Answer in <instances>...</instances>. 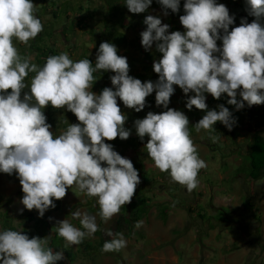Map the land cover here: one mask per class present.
<instances>
[{
  "label": "clouds",
  "instance_id": "9594fccd",
  "mask_svg": "<svg viewBox=\"0 0 264 264\" xmlns=\"http://www.w3.org/2000/svg\"><path fill=\"white\" fill-rule=\"evenodd\" d=\"M152 2L124 0V5L128 12L140 14ZM157 3L164 16L169 9L179 11L180 0ZM183 10L179 17L183 32L168 34L169 25L161 19L145 17L141 45L147 51L155 43L162 57L152 65L158 79L141 82L128 74L127 58L118 56L117 48L109 42L100 43L94 65L88 58L74 62L66 52L48 56L43 66L33 63L31 57L19 53L13 41L27 46L43 31L35 15L36 4L32 0H0V173L17 175L23 193L21 212L35 209L42 218L69 188L95 198L98 206L94 215L79 209L71 212L79 227L68 219L57 221L55 232L65 242L64 248L93 238L99 230L97 217L108 223L131 202L140 184L132 161L104 143L130 136L117 99L139 113L146 106V97L155 92L156 106L167 110L159 114L149 111L145 118L135 120L136 134L141 140L148 137L144 150L153 167L168 173L170 183L189 192L198 187V174L207 165L191 139L188 117L168 107L173 86L186 96L194 94L187 99L186 108L206 114L193 127L197 133H209L214 142L218 137L211 135L213 126L219 122L232 131L236 120L223 105L218 111L207 110L205 94L213 99L227 94V103L237 110L264 104V26L260 23L264 0H246V11L255 19L251 23L242 19L231 31L234 16L216 0H184ZM108 71L114 73L112 87L99 94L92 92L94 73ZM29 73L35 75L26 83ZM49 105L71 112L78 123L65 120L66 129L54 136L43 112ZM107 235L111 239L104 242L102 252L127 246L123 233L108 231ZM49 239H30L22 230L0 231V262L57 264L65 259L64 252L49 247Z\"/></svg>",
  "mask_w": 264,
  "mask_h": 264
},
{
  "label": "crops",
  "instance_id": "0c3cea01",
  "mask_svg": "<svg viewBox=\"0 0 264 264\" xmlns=\"http://www.w3.org/2000/svg\"><path fill=\"white\" fill-rule=\"evenodd\" d=\"M216 3L224 4L228 8L229 14L234 16V22L229 26V31L234 27L240 26L242 19H245L248 23H251L253 19H255L249 16L246 11V0H216ZM183 4L184 0H180V7L176 16H171L169 12L167 16H164L160 6H149L144 13L138 14V16L133 19L129 18L127 7L122 8L121 11L124 13L122 18L120 21L115 20L114 23L115 27L123 33L127 40L124 48L125 53L123 52L119 56L127 58L129 65L128 74L130 76L141 80V82H155L158 79V75L154 73L152 65L154 61L161 59L162 54L156 50L155 43L152 48L147 51L142 47L140 33L146 29V25L143 21L146 16L152 15L161 19L162 24L169 25L168 34L174 31L183 32L184 29L179 21V17L184 15ZM157 11H159V13H157ZM125 23L128 26L125 25ZM130 28L137 31L136 35L126 36L125 32ZM81 32H83V30ZM95 40H99L98 34ZM92 44L93 45H89L88 47H86V44L80 46L87 49V56L90 55L92 47L95 51L99 48L95 41ZM217 46L221 47L222 42L218 40ZM115 47L118 49L117 46ZM68 55L71 59V54ZM216 55H218V53ZM89 57L95 61V57ZM112 75H114V73L108 71L106 83L104 81L105 79H98L94 82L91 90L96 91L104 84L106 87L111 88L110 77ZM173 87L175 91L170 97L168 107L182 111L188 117L191 139L198 148L200 158L202 159V156L204 157L205 155L204 161L210 168L211 166L217 168L222 165L227 167L225 164L226 161L233 159L234 161H231L230 165L236 167L233 171L234 174L229 177L227 172L223 173L219 172V170L217 171L218 174L215 176L209 174L210 176H207L208 179L203 181L204 187L201 184V187L195 193L196 201L193 200V202H188V205L185 204L183 207L174 204L176 198H172V196L176 194L177 197L179 192L174 194V189L171 186L165 185L164 192L162 190V192L156 193V191L162 187V183H159L155 179L156 177L153 178V181H150L147 174H155V172H157L159 176L165 175L167 177L166 179H169V176L166 172L160 173L158 170H155L150 158L146 160L144 166L138 161L144 157V154L147 156L144 146L147 143L148 137L141 140L137 136L134 121L145 118L149 111L154 114H159L167 109L163 107L158 108V106H156L155 92L146 97V106L139 113L126 108L122 101L117 99L118 106L127 117L124 128L130 131V136L127 140H121L117 137L113 141L105 140L104 143H110L113 150L117 153H126L127 157L131 160H133V155L138 158L136 161L134 159L132 163L138 171L139 178L143 177L141 178V184L145 183V185L143 190L141 189L136 197L146 199L149 208L147 213L137 221V223L140 222L139 227L135 226L131 228L130 231L124 230L121 232L127 240V246L120 251L106 252L104 255L99 254L98 264L103 262L106 264H264V246L263 248L257 247L259 245H264V174L259 179L253 181L246 177L239 169L242 162L239 158H245L247 155V144H243L246 141L248 143L250 137L254 134H258L264 139V104L254 105L250 108L245 105L243 109L237 110L235 106L227 103V94H225L224 103L211 102L210 99L212 96L210 94H205L207 110L218 111V106L225 105L226 103V106H229V111L232 113L233 118L236 120V124L232 131H228L219 122L214 125L215 131H213L211 135L218 137L216 141L223 144L225 142L226 146L232 144L234 148H231L233 150L230 149L231 151L229 150V152L225 153L223 156L221 154L218 160V153H215L217 158L212 156L211 153H208V151H210L209 149H213L210 147L213 146V140L210 138L209 133L203 130L199 133L195 131L193 126L199 121L195 120L198 117L196 118L195 116V119H191L189 110L185 106L187 99L194 94L189 92L186 96L178 86L174 85ZM237 99H239V97H237ZM191 111L195 112L201 110H197L193 107ZM205 114L206 111H203V115ZM44 115L46 116V123L51 125L50 131L53 135L60 134L62 131L60 128L53 131L52 121H54L53 124L56 126H60L58 120L62 115L58 112L52 113L53 120L50 119L51 117L46 110L44 111ZM75 123H78V121L76 120ZM231 140H233V143H231ZM208 142H211V144ZM242 147L244 153L241 152ZM210 172H212L211 169ZM203 174H205V172ZM218 182L223 183L225 186L217 187L216 183ZM16 185L17 183H13L12 177L8 174L0 173V199H2V203H4V209L7 210V214L3 215L2 218L0 217V229L1 226H3V228H6L4 230H13L12 219H10V216H12L10 211H12L13 208V195L12 198L9 199V197L13 193V188L15 189ZM205 186L208 189L207 193L201 192ZM77 193L78 192H75L74 189L69 188L66 192V196L59 201H54L55 208L46 210L42 218L39 217L36 210L34 213L33 211H28L32 214L33 219L39 223L37 231L39 233H42L44 230L47 231V235H42V238L46 236L53 238L52 233L48 231L45 224H56L57 221L68 219L75 226L79 227V221L72 219L71 212L77 209L82 213L87 212L88 214H92L95 212L93 208L84 204V200L79 199L82 194ZM182 193L185 198H188L190 195L189 191ZM22 194L23 193L18 195L21 196ZM17 197L14 200L17 201V205L23 209V205L20 203L22 198ZM134 199L135 198H133L130 203H132ZM241 201H244L246 205L243 206ZM199 204L204 205L206 209L204 211L197 209L196 207ZM57 210H59L60 216L55 215V211ZM216 211H219L226 221L216 220L214 218ZM115 218L101 230L107 231ZM237 218L241 221L240 224L237 223ZM28 223L30 225L20 228L21 230L23 229L22 234L32 230L34 221ZM234 223H237L241 230L243 229V233L241 234L242 243L230 247L226 244L221 245V243L218 242L217 236L219 237L222 233H227L229 226ZM96 236L97 232L94 234L95 238ZM197 238L199 246L197 245ZM94 239L85 240L82 244L88 241L92 243ZM64 243L62 239L58 250L64 249ZM81 246V243L71 246L72 251L77 253V247L80 248ZM116 260L118 263L115 262ZM76 261L77 264L81 262L75 259L72 264ZM89 263L92 264V262ZM63 264H65L64 261ZM67 264L69 263L67 262Z\"/></svg>",
  "mask_w": 264,
  "mask_h": 264
},
{
  "label": "rangeland",
  "instance_id": "374dc122",
  "mask_svg": "<svg viewBox=\"0 0 264 264\" xmlns=\"http://www.w3.org/2000/svg\"><path fill=\"white\" fill-rule=\"evenodd\" d=\"M63 2H68L70 5H72V6H69V8H71V9L68 8V9L65 10L64 13L60 12V13L57 14V17H53L52 16V12L56 11L57 9H58V11L61 9V7L60 8L56 7V5L61 6ZM33 3L36 4V10L39 13L37 15L36 12H35V15L37 16V18H39L41 20L43 25L51 24V26H52L51 37L48 38V39H46V38L42 39V41L38 42L39 44H36V46H39L40 48H43V49L45 47L52 48L55 51H58L59 54L62 53V52H66L68 54H71V59L72 58L75 59V57H77V51L81 48L80 46H84L85 44L87 45L86 47H88L89 45H93L92 43L94 41L96 42L95 37H96L97 34H98L99 37L101 35V38H102V40H100L99 44L101 42H104L103 37L105 35V33H104L105 27H104V25L99 24V21L102 19V17H104V16L106 17L107 15L104 14L102 0H34ZM77 3H79L82 6V10L81 11L77 10V7H76ZM86 11L90 12L91 21L92 22L89 19L90 22L88 23L87 21H85V24L87 26L88 25L89 26H93V28L91 30L95 31V34H94L95 37H92L89 34V30H88V28H86L87 26L82 28L83 32H81L82 30H80V29H75V26H74L75 21H78V19H79V17L81 15L87 13ZM157 13H159V11H157ZM260 23H261V25L264 26V18L261 19ZM125 25H127V24L125 23ZM136 32L137 31H134L132 28H130L127 32H125V34H126V36H133V35H136ZM13 42H14L15 46L18 48L19 53L22 56L31 57V60L34 63L33 60L35 58V56H34L35 53H34V51L30 50L29 45L26 46L24 44H21L18 41H16L15 39H14ZM77 45H79V46H77ZM92 48H91V52H90L89 56L94 58L95 54H96V51L94 49H92ZM34 75H35L34 73H30L28 75V77H26L25 82L26 83H30L31 78ZM25 90H28V89L26 88ZM91 91L96 93V91H94V90H91ZM21 95L23 96V94H21ZM158 108H161V107H158ZM44 111H45V109H43V112ZM189 114H190L189 116L191 117V119H195L194 118L195 116H196V118L198 117L195 120H200L203 117V111H195V112L194 111H189ZM231 141H232L231 143H233V140H231ZM229 142H230V140H229ZM208 143L211 144V142H208ZM212 144H213V146H210V147L213 148V149H209L210 151H208V153H211V155L215 156L216 158L218 156V160H219L221 154L223 156L225 153H228L231 148H233L232 144L229 145V146H226L225 142L223 144V143H219V141L218 142L217 141H215V142L213 141ZM246 144H247V141L243 145H246ZM233 149H231V150H233ZM241 152L244 153L243 147H242ZM215 153L216 154L218 153L219 155L217 154V156H216ZM118 154L121 155L124 158L130 159L129 157H127L126 153H118ZM204 157H205V155H204ZM204 157L202 156L203 160H204ZM145 158H147V159H145ZM134 159H135V161L138 160V158L135 157V155H133V160ZM239 159H241V161H242L241 165L239 167V169L242 171V169L244 168V164H245V158L240 157ZM133 160H131V161H133ZM146 160H149V159L144 154V157H142L138 161H140V163L144 166L146 164ZM231 161H234V160L231 159V160L226 161L225 164H226L227 167H224L223 165L221 167H217V168L216 167H212V166L210 168V167L206 166L204 169L200 170V172H199L200 175H198L199 185H198V187L196 189H194V190H192L190 192V195H189L188 198H185L183 193H182V192L187 191V189L185 187L179 185V184L170 183L169 179H166L167 177L165 175L159 176L157 174V172H155V174L148 173L147 176L150 179V181H153L154 180L153 178L156 177L155 179L159 183L160 182L162 183V187H160L156 191V193H160V192H162V190L164 192L165 185L171 186L174 189V194L179 192V194H177V197H176V194H175V195L172 196V198H176L175 200L173 199L175 205L183 207L185 204L188 205V202H193V200L196 201L195 193L201 187L200 186L201 184L204 187L203 181H205V179H208L207 176H210L209 174L215 176L216 174H218L217 171L219 170V172H223V173L227 172V175L229 177L232 176L234 174L233 171L236 169V167H234L233 165H230ZM210 169L212 170V172H210ZM155 170H157V169H155ZM203 171L205 172V174H203L204 173ZM9 176L12 177L13 183H17L15 189L13 188V193L9 197V199H10V198H12V195H13V208H12V211H10V213H12V216H10V219H12L11 222L13 224V229L14 230H21L20 228H24V227H26V226H28L30 224L22 219V214L23 213L20 211L21 207H19L17 205V201L14 200V199H16L17 196L19 198L23 197V194L21 196L18 195V194L22 193V190H21V186H20V183L18 181L17 175L15 173H13L12 175H9ZM141 178H143V177L139 178L140 179V184L136 187V190H135V193L133 195V198H135L138 195V193L140 192L141 189L143 190V187H144L145 183L141 184L142 183ZM15 180H17V181H15ZM216 185H217V187H221V186L224 187L225 186V185H223V183H220V182L216 183ZM203 190L201 192H204V193L208 192V189L206 188V186H205V188ZM186 193H188V192H186ZM191 197H194V198H191ZM79 199L84 200V204L86 206L93 208V210L95 212L92 213V215H94L98 211V206L95 203V198L89 199V198H87V197L82 195V196L79 197ZM3 201H5V200H3ZM241 203H242L243 206L246 205V204H244L245 203L244 201H241ZM4 208H5L4 207V203H2V199H0V217L1 218H2L3 215L7 214V210L4 209ZM196 208L200 209L202 211H204L206 209L204 207V205H200V204ZM31 211H33V213H34L35 209H33ZM215 213H216V215L214 216V218L216 220L226 221V220L223 219V216H222V214H220L219 211H216ZM55 215H57V216L61 215L59 210L55 211ZM117 215H115L111 220H113ZM205 219L207 220L206 217H205ZM236 221H237L238 224L241 223V221L238 220V218H237ZM97 223L99 225V230L97 231L96 238L95 237H93V238H85L83 241H85V240H93L94 238H95L94 241H98V237H99L98 236V232H99V234L100 233L101 234H106V231L101 230V229H104L108 225V223H103L99 219V217H97ZM237 223H234L233 225H230L229 228L227 229V233H222L219 237L217 236L218 242L221 243V245L226 244L227 246L230 247L232 245H235V244L237 245V244L242 243L241 242L242 241L241 234L243 233L242 232L243 229L241 230ZM45 225L47 226L48 231L51 232L52 235H53V238L49 239L48 244L51 242L52 245H53L52 248L54 249L55 246L60 244V241L58 240V237H54V234H56L55 228H54L56 226V224L53 223V224H45ZM8 227H9V225H8ZM4 229H6V228H3V226H1L0 231H3ZM245 232H247V231H245ZM44 234L47 235V231L44 230L42 233L38 232V236H40V237L42 235H44ZM196 240H197V245L199 246L198 238ZM263 246L264 245H259L257 247L263 248ZM70 248H64V254L67 256V254L69 253V255L71 257L73 255H75L74 260L75 259L76 260L77 259L80 260L81 261V262H79L80 264H90L89 262H92V264H98V260H99V257H100L99 254H103V255L106 254V252L97 251L96 246H95V250L96 251L93 250V249H90V250L86 249V251H82V249L77 247V250H78L77 253L75 251L74 252L72 251V247H70ZM66 256H65L64 260L59 261L57 264H63V261L65 262V264H67ZM115 262L118 263L117 260ZM0 264H2V262H0ZM74 264H77V261ZM100 264H106V263L103 262V263H100Z\"/></svg>",
  "mask_w": 264,
  "mask_h": 264
},
{
  "label": "trees",
  "instance_id": "16d2710c",
  "mask_svg": "<svg viewBox=\"0 0 264 264\" xmlns=\"http://www.w3.org/2000/svg\"><path fill=\"white\" fill-rule=\"evenodd\" d=\"M34 0H32L33 2ZM103 2V8H104V14L107 15L106 17H102V19L99 21V24L104 25L105 30H104V37L103 40L105 42H109L112 43L113 45L118 47V51H117V55H121L123 52L125 53V45L127 43V40L125 38V36L123 35V33H121L120 31H118V29L115 27V20H119L122 18L123 16V12L121 11L122 8H126V6L124 5V0H102ZM70 5L68 2H63L61 6L56 5V7L61 9L58 11V9L54 12H52V16L53 17H57V14L62 12L64 13L66 9L69 8ZM150 6H160L161 5L159 3H157V0H153V2L151 3ZM77 10L81 11L82 10V6L77 3L76 5ZM71 9V8H69ZM87 12V11H86ZM169 14L171 16H176L178 14V12L176 13H172L171 10H168ZM129 15V18L133 19L136 18L138 16V14H132L130 12H127ZM36 14L38 15L39 13L36 10ZM60 16V15H59ZM91 21V14L90 12H87L83 15H81L78 19V21H75L74 26L75 29H82L84 27H86L87 25L85 24V21H87L88 23ZM118 21V22H119ZM86 28H88L89 30V34L92 37H95V31L91 30L93 28V26H87ZM52 34V26L51 24L49 25H43V31H41L33 40H31L29 42V48L30 50L34 51L35 53V58H34V63L39 65V66H43V64L46 61V58L48 56L51 55H58L59 52L55 51L52 48L49 47H45L40 48L39 46H36V44H39L38 42H41L42 39L46 38H50ZM99 40H102L101 35L100 37L98 36ZM99 40H96L97 45L99 46ZM77 57H75V59H73V61H79L81 59H85L88 58L93 65L95 64V61L90 58L89 56H87V49L85 47H81L78 51H77ZM30 74V73H29ZM106 76H107V72H97L94 73V77L96 80L98 79H105V83H106ZM95 80V81H96ZM94 84V83H93ZM106 87V85H102L101 87H99L96 90V94H99L104 88ZM9 92L11 90H8ZM25 92H27L28 90H24ZM23 94V92H22ZM224 99H225V94H222L220 99H213V97H211V102H221L224 103ZM228 105V104H227ZM224 107L229 109V106L223 105ZM47 113H49L50 115V119H54L52 116V113L58 112L60 113L62 116L60 117V119L58 120L60 126H56L54 123V121H52V128L53 131H55L56 129L60 128L62 131L66 129L67 127V123L68 124H75V121L77 120L75 116L72 115L71 112L67 111L66 109H53L50 105L44 108ZM72 116V117H70ZM65 120L67 121V123L65 122ZM214 127V126H213ZM136 169V167H134ZM137 170V169H136ZM244 175H246V177H248L251 180H257L259 179L263 174H264V139L258 135V134H254L253 136L250 137L249 142L247 143V155L245 157V164H244V168L241 171ZM148 204H147V200L144 198H139V197H135L134 201L132 203L126 204L123 208H121L120 212L118 213L117 217L115 218V220L113 221V223L111 224V226L109 227V229H107L106 234H99L98 232V241H93L91 242H85L84 244L81 243V249L82 251H86V249L90 250L93 249L95 250V246L97 251H101L102 246L104 244V242L106 240H110V237L107 236V232L111 231L113 233H121L124 230H128L130 231L131 228L136 226V223L138 220H140L148 211ZM22 219L26 222H33L34 221V225L32 227L31 231H28L26 234L28 235V237L31 239L32 237H39L42 238V236H38V231H37V227H38V222H36L33 219V216L31 213L28 212V210H24L23 214H22ZM14 230V229H13ZM54 237H58L57 234H54ZM58 240L62 241V238L58 237ZM83 242V241H82ZM49 247L52 248V243L50 242L48 244ZM60 245H57L54 247V251H58ZM63 252L64 249L62 248ZM87 250V251H88ZM96 251V250H95ZM66 256V255H65ZM69 256V257H68ZM75 255H73L72 257L69 255V253L66 256V261L69 264H72L74 261ZM59 262V261H58ZM57 262V263H58Z\"/></svg>",
  "mask_w": 264,
  "mask_h": 264
}]
</instances>
